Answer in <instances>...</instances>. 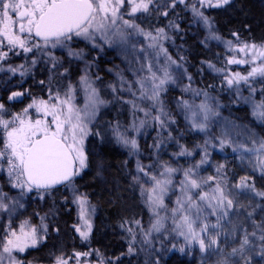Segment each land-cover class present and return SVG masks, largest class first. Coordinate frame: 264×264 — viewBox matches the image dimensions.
Returning a JSON list of instances; mask_svg holds the SVG:
<instances>
[{
    "label": "snow or ice",
    "instance_id": "1",
    "mask_svg": "<svg viewBox=\"0 0 264 264\" xmlns=\"http://www.w3.org/2000/svg\"><path fill=\"white\" fill-rule=\"evenodd\" d=\"M183 4L185 0H172L168 7H175L176 4ZM199 4V7L197 6ZM231 0H195L190 7L193 18L197 23H202L210 33L211 39H221L213 32L212 20L205 15L203 8H224L230 5ZM153 0H0V61H5L9 53L19 56L23 54L27 60L28 55H32L31 64L35 66L42 58L46 64H50V73L56 74L62 61L52 54L50 49H66L67 55L71 59H83L84 50L74 49L72 45L80 40L90 44L92 49L102 48L99 41L113 45L117 41L120 44H127L132 33L143 36L148 41L147 47L159 49L157 57L161 53L165 56V61L157 69L151 63L147 66V75L135 81L139 85L140 100H148L151 107L157 112L152 119L163 130L166 123L167 113L164 111V103L161 93L165 90V85L175 83V78L170 71V67L176 61L168 56L167 50L161 45V41L167 38L163 28H157L156 34L145 31L136 24L135 18L140 13H149ZM125 15L129 17L125 19ZM164 16L168 12L163 13ZM170 26L176 27L171 21ZM236 38L225 41L227 50L231 55L227 58L228 65H250L247 75L240 72L225 73V82L229 88L237 87L241 83L250 87L251 95L245 98L251 103L252 116L264 125V87L260 90V99L254 100L256 89L252 87V81L260 78L264 82V43L257 44L241 41L239 33L233 32ZM6 49V50H5ZM91 65H87L90 67ZM179 67V66H178ZM215 69L214 65L209 64ZM19 69H24V65L17 67L9 66L7 71L15 73ZM79 77V87L85 95L84 106L77 107L74 103L77 86L69 83L63 95L57 90L53 93L49 87L48 99L34 98L27 107L20 112L8 114L5 104L0 103V171H6L8 183L12 188L20 189L21 195L35 191L40 200H44L47 195H51L57 186L67 189L72 197V203L78 206V218L80 223L72 227L82 241H88L92 233L93 225L89 219V199L87 193H82L75 185V178L88 167V155L85 141L90 136H96L101 143L108 142V134L116 144L129 150V155H136L139 152V145L135 137H130L128 129L122 128L117 122L109 124L107 130L93 131L91 125L97 119L100 107L107 102L101 98L99 90L94 86L87 70ZM221 71L219 69H215ZM69 69L58 73L64 76ZM143 71V68L141 69ZM20 75H25L24 71ZM100 79L99 76L96 77ZM191 81V76L188 77ZM45 81L41 80L43 86ZM112 91H117L114 85H110ZM129 85V91H131ZM190 88H185V91ZM198 96V90H192ZM25 93L13 91L8 96L12 101ZM136 97V93H132ZM205 99L199 104H190L186 100H178V106H183L185 117L189 121L193 130L206 132L210 119L218 115L214 112L212 104L209 102L208 94L204 93ZM132 105L133 109L148 112L144 108H138L136 100L124 101ZM35 110L36 117L33 118L31 110ZM5 116H8L6 119ZM174 123L175 121H167ZM141 120L139 126L132 125L134 131L144 125ZM225 132L220 138V145L231 144ZM249 139L253 147L249 148L243 144L233 147V151L243 149L246 153H255L256 161L253 165L264 177V137L257 140L255 134L250 133ZM208 141H205L207 145ZM157 143L155 147H159ZM180 151L174 156H191L192 152L185 146L180 145ZM207 149L205 147L201 160L194 166L183 169V178L180 180L179 193L175 200V206L170 210L165 204V196L173 186V176L180 171L172 167L168 161L160 163L161 171L159 176L150 174L154 165H143L140 160L136 161V175L132 176V184L139 187L140 197L144 200L148 211L154 217L147 230L142 226L140 220H125L120 227L123 229L126 224H135L140 228L145 241H148L153 232L161 233L165 230V222L171 219L172 232L177 237H182L184 245L179 248L181 253L186 248L190 250L194 244L199 245L201 252L212 245L218 246L219 229L222 227L220 221L229 216V210L237 205L233 198H230L226 191V184L221 181L219 174L223 165L217 167V177H199L196 169L201 164L207 162ZM243 159V156H241ZM6 163V167H5ZM127 163V162H125ZM251 163V161H250ZM147 179L142 182L140 174ZM216 180L215 188L204 191L205 186L210 187V182ZM248 177H242L236 185L237 188L248 189L256 196L264 198V191H258L254 184L247 183ZM150 184V187H146ZM146 197V199H145ZM65 197V203L67 202ZM8 200V203H5ZM11 205V206H10ZM23 207L16 198L9 199L7 193L0 192V212L8 213L9 221L0 228V264H32L20 258L30 249H37L46 243L49 236V224L47 214L40 216L39 223H34L30 218L21 219L18 224L12 220L15 206ZM239 207H244L239 205ZM205 208L210 209L209 215L216 217L215 224H209L204 215ZM161 210L169 215H161ZM39 216V213H36ZM252 212L248 213L251 218ZM237 225H232L230 235H234ZM212 230L215 235H210ZM58 232L59 229L57 228ZM126 231L132 236L129 242L128 254L134 252L133 244L136 234L132 227ZM255 235V232L251 233ZM207 238V239H206ZM260 240L262 242L259 255L264 258V229H262ZM250 244L249 234L245 230L240 238L239 247H233L231 252L225 256L223 250L215 264H231L230 256L239 254L243 258V264H251V261L244 257L246 246ZM176 246L173 245V248ZM99 255V250H95ZM91 255V252H75L74 258L80 264V258ZM73 257L66 254L52 253L51 264H70ZM98 264H105L103 259ZM109 264L113 262L109 261ZM159 264V262H157Z\"/></svg>",
    "mask_w": 264,
    "mask_h": 264
},
{
    "label": "rangeland",
    "instance_id": "2",
    "mask_svg": "<svg viewBox=\"0 0 264 264\" xmlns=\"http://www.w3.org/2000/svg\"><path fill=\"white\" fill-rule=\"evenodd\" d=\"M195 2V0H185V3L189 5V7H185L183 4L177 3L176 6L168 7V5L172 4V0H153V4L150 8L149 13H140L135 18V23L141 26V22L145 20L148 16H155V17H161L163 18V26L161 27H153V28H143L147 32H151L153 35L156 34L157 28H163L165 30V33L167 35V38L162 40L160 43L163 46L164 49L167 50L168 56H171L173 60L176 61V64L171 65L170 71L172 72L175 83H169L165 85V90L161 93V99L164 103V111L166 113V90L167 88H174V89H180L181 83L183 80L187 79V72L189 69V65H186V62L189 61L186 60L187 58H190L192 56L191 53V47H189V40H191V45L197 44L198 48L201 50L200 53L203 51L205 58L207 59H213L216 60L220 57V53H223L225 58L224 65L225 69L222 71H219L220 74L225 73H235L240 72L242 75H247V72L250 71V65H228L227 64V58L231 53L228 52L225 41L222 39L216 40L210 38L209 30L202 24L197 23L196 20L193 18L192 11L190 5ZM197 6L199 7V4L197 3ZM218 8H203L202 11H204L205 15L210 17V13ZM173 10L176 12L179 11L178 15L181 17L180 19H177V22L173 20V16L169 17L164 16L163 13L165 11L169 13H172ZM174 13V12H173ZM125 15V19H128ZM211 19V17H210ZM212 20V19H211ZM172 22L174 25L182 24L183 32H187L188 34L186 36H183L176 31V27L170 26L169 22ZM212 28L213 32L220 37V34L218 33L214 22L212 21ZM192 36L191 39H188ZM221 38V37H220ZM99 43L102 45V48H96L92 49L90 44H87L80 40L72 45L74 49H83L84 50V58L77 60V59H71L67 55L66 49H50L53 55L58 57L62 61V66H60L57 70L56 74L51 73L49 75V81L46 80L45 83V91L41 95H30L29 97H25V95L16 98L15 100L9 101L8 96L11 94V92L15 91L13 89V86L9 84L8 88H5L1 94L3 95V104H5L6 108L8 109V114L17 113L20 112L23 108L27 107L31 101L36 99H48L49 94V87H51L53 93H55L57 90L60 91L61 95H63L64 91L67 88V85L69 83H72L73 85L77 86L76 94H75V100L74 103L77 105V107H83L85 103V95L83 90L79 87V77L84 74V71L86 69L87 65H91L90 67H87V72L91 78V80L94 82V86L99 90L101 98L104 99L107 103L105 105H102L100 107V111L98 113L97 119L93 121V124L91 125L93 131L97 130H107L109 127V124H116L117 122L122 126V128L128 129V134L130 137H135L137 140V143L139 145V152L136 155H129V150L116 144L114 140H111L110 133L108 134V142H105L107 144H110L112 147H114L118 152L123 153V157L125 158L124 162H127L125 164H131L134 166V163L136 160H140L141 164L147 166V165H154V167L151 169L150 174H155L159 176V172L161 171V168L159 167L160 163L163 161H168L169 164L174 167L180 169L174 176H173V186L169 193L165 196V204L168 206V209L170 210L172 207L175 206V200L177 196L180 195L178 189L180 186V180L183 178V169L188 168L190 166L196 165L202 158L204 154V149L206 147L207 149V162L204 164H201L198 169H196L197 175L199 177H208L213 176L217 177V167L220 165H223V169H221V172L219 174V178L222 182L226 184V191L228 192L230 198H233L235 201V191L239 190L240 188L236 187L235 183H239L241 181L242 177H248L247 183L248 184H255L254 177H261L260 182L258 180L257 182V190L264 191V177L261 176L260 172L258 170H255L253 168V165L256 161V155L255 153H246L241 149L240 151H233V147L239 144H243L246 147H253L251 144V141L249 139V134H255L257 140H259L261 137H264V125H262L260 122V129L256 130L255 128H249V129H240L238 132H235L237 139L231 140V146H229V151L224 152L222 155L219 153V148L217 146H214L213 142V136H210L209 134L202 135L204 139H202L201 143L198 145V138L195 140V143L198 146H185L189 151L192 152L191 156H174V153H178L180 151L179 146H175L174 141H168L169 135L166 136L167 131V119L165 117L166 123L164 125V129L162 130L158 124L155 123V121L152 119L153 116L157 115V112L154 111L151 107V103L144 99L140 100L138 99L140 93H139V85L135 83L137 79L140 77L147 75V66L149 63H151L154 67V69H157L160 65H162L165 61V56L163 53L157 57V52H159V49H150L147 47L148 41L144 40L143 36L137 35L136 33H132V35L129 37V41L127 44H120L118 41L114 43L113 45L109 46L106 43H103L102 41H99ZM6 50V49H5ZM22 56V57H21ZM223 56V57H224ZM11 59H15L14 61H11ZM33 57L32 55H28L27 60L25 59V56L23 54L17 56L14 53H9V57L5 61H0V64H5L1 67H7V68H1V73H6L9 76H21L20 72L22 70H28L29 74L31 76H41L37 75L40 74L41 68L45 67L49 69L51 67L50 64H46L44 62V59L42 58L35 66L31 64ZM191 60V58H190ZM211 63V62H210ZM24 65V69H19L17 72L12 73L7 71L9 66L17 67L18 65ZM179 66V67H178ZM69 69L68 73L64 76H60L58 73L63 72L64 69ZM143 68V71L141 69ZM209 78H213L218 74L217 70L209 69L207 71ZM35 74V75H34ZM45 76L48 75L47 73L44 74ZM99 76L100 79L97 80L96 77ZM52 77V78H51ZM217 77V76H216ZM257 79V78H256ZM224 84L227 85L224 79ZM15 85V84H13ZM110 85H114L117 89V91L114 93L112 91V88L109 87ZM129 85H131V91H129ZM228 86V85H227ZM229 87V86H228ZM41 90V89H40ZM136 93V97H133L132 93ZM136 100V103L138 105V108H144L148 115H145V111H140L138 109H133L132 105L129 103H125L124 101L129 100ZM205 99V96H202L199 100V102L196 105H199L203 100ZM185 100V99H184ZM243 103H246L249 105L250 110H252V106L249 102L245 101V98L241 99ZM209 101H211V97H209ZM0 102V103H2ZM212 104V103H211ZM213 110L214 112L218 113L214 104ZM180 115L183 117V121H180V126H184L186 131H189L188 136L194 137V133L197 134V132L201 133V131L193 130L191 128V125L189 121L185 117V110L184 108H181ZM31 114L33 118L36 117L35 110H31ZM110 118H109V117ZM7 119L8 116H5ZM213 118L210 119V121ZM145 121L144 125L139 128V131H134L132 129V125L135 123L137 126H139L140 121ZM208 123V127L211 126V124H214L213 121ZM225 121V120H224ZM223 121V122H224ZM182 123V124H181ZM169 134V133H168ZM196 137V136H195ZM90 137L87 138L85 141V147L87 151V155L89 152V156L91 158V164L92 166H89L85 168L77 178H80L82 173L84 171H89L90 169L95 172V170L100 169L101 165L103 166V169L101 172L106 171V167H104L101 155L99 153L98 147L96 146H90L87 147L88 142L90 143ZM98 137H94V140ZM208 141L207 145H205V141ZM167 141V142H166ZM159 144L160 146L157 148L155 147L156 144ZM170 144V145H168ZM0 146H2V141H0ZM226 148L228 146H225ZM218 152V155L215 153ZM166 154H168V157H166ZM241 156H243V159H241ZM251 161V163H250ZM136 165V163H135ZM6 167V163H5ZM203 169L205 172L204 174H201L200 169ZM97 171V172H98ZM136 175V172L131 174V179H129L130 186L133 189V193L136 195L137 201L141 206L142 211L145 212V222L142 224L143 228L145 230L148 229L151 220L154 219V217L151 215V213L148 211L147 206L144 203V200L140 197L139 193V187L132 184V176ZM142 182L146 180V177H143V174L141 173ZM0 185L3 187V190H0V192L7 193V196H14L18 197L20 199H28V197L32 201H39L42 200L39 199L37 193L35 191L31 193H26L25 195H21L20 189L18 188H12L11 185L8 183L7 173L6 171H0ZM86 190L79 189L82 193L88 194L89 199V219L91 220V223L93 225V217L95 213L97 212L98 204L107 200V188L106 184H104L103 180L99 181V184H97V188L99 190H96V187L93 188L91 184ZM146 187H150V184H146ZM216 186V180L210 182V187L205 186L203 188L204 191H210L211 188H215ZM64 188V187H63ZM106 192V193H105ZM110 192V190H109ZM244 196L243 198L250 197L249 191L247 192L246 189L243 191ZM105 194V196H104ZM51 195H47L45 199L42 201L43 203L50 198ZM146 199V197H145ZM71 203H72V197H71ZM240 205V203H238ZM237 204V207H238ZM45 205V204H44ZM44 205H41L40 207L43 209H40L41 216H44L45 214L48 215V209L44 208ZM73 210H74V224L80 223L78 218V206L76 204H73ZM239 209V208H238ZM247 212L250 211V209L247 207ZM237 209H235V212ZM210 209L205 208L204 215L207 217V222L209 224H215L216 217L209 215ZM169 215L170 211L168 213H165L163 210H161V215ZM236 214V213H235ZM235 214L232 212V209L229 210V216L223 220L220 221L221 224L226 226V224L230 220H235ZM239 214H236L237 217ZM27 218L26 214H17L13 216L12 220L18 224V222L21 219ZM9 221V218H6V215L4 212H0V228H3L5 224H7ZM47 221V220H46ZM73 224V225H74ZM252 225L251 223L249 224ZM247 224V226H249ZM172 222L171 219H168L165 222V230H163L161 233H155L153 232L152 235L149 237L148 241H145L144 235L141 233L140 228L137 225H134L132 228L136 234V240L133 244L134 252L136 251L139 253V256L141 258V264H166L165 260L166 258L173 257V256H179V255H187L188 253L199 251V253H203V256H211L213 257L212 263L215 264L216 260L219 259L220 255L218 254L219 251H216V245H212L208 249H206L205 252H201L199 249L198 244H194L190 250L186 248L185 252L181 253L179 251V248L184 245V240L182 237H177L175 233H173L172 230ZM125 235L127 236V245L129 248V242L132 240V236L129 235V233L125 229ZM214 235L215 230H212L210 232V235ZM78 235V234H77ZM79 236V235H78ZM91 237V235H90ZM80 238V237H79ZM207 239V238H206ZM90 240V238H89ZM88 241H82L83 243L88 244ZM173 245L176 247L173 248ZM96 249H91L87 251L82 252H91V255L81 257L80 258V264H98V261L100 259H103L105 261V264H109V261L106 257L103 255H97ZM132 253V254H133ZM206 254V255H204ZM131 255V254H130ZM21 257V256H20ZM67 257H73L70 264H77V260L74 258L73 255L67 256ZM36 264V263H32ZM51 264V263H49Z\"/></svg>",
    "mask_w": 264,
    "mask_h": 264
},
{
    "label": "trees",
    "instance_id": "3",
    "mask_svg": "<svg viewBox=\"0 0 264 264\" xmlns=\"http://www.w3.org/2000/svg\"><path fill=\"white\" fill-rule=\"evenodd\" d=\"M173 12L167 16L168 18L173 16L174 18L172 19L177 22V19L181 18L178 15L179 11L173 10ZM210 14L223 41L232 40L235 42L236 38L232 33L238 32L241 41L255 42L257 44L264 43V0H231L230 5L215 9ZM140 24L143 28L161 27L163 26V18L148 16ZM183 27L182 24H178L176 31L186 36L188 33L182 31ZM191 37L190 35L188 39H191ZM189 44V47L192 49V56L190 57L191 60L190 58L186 59H189L185 65H189V67L187 66L189 68L187 69V79L182 81L180 89L167 88L166 90V119L167 121H175L174 123L168 122L167 124L166 136L169 135V139L167 140L174 141L175 146H198L202 139H204L202 135L209 134L213 136L214 146L219 148V154L222 155L224 152L229 151V146H231L229 144L225 145L228 146L227 148L225 146L221 148L220 138L225 132L228 133L226 138L231 141L237 139L235 132H238L240 129L255 128L259 130L261 128L257 120L252 116V110H250L249 105L243 103L241 100L242 98L250 97V87L247 84L241 83L238 90L237 87L229 88L223 82L225 79L224 74H220L219 71L216 75L217 77L209 78L207 71L213 69L209 67V64L214 65L215 69L221 71L225 69L224 54L220 53V57L216 60L207 59L203 57V51L200 53L201 50L197 44L191 45V40H189ZM14 60L11 59V61ZM0 65L4 66L5 64L1 63ZM1 66L0 70H2L1 68H7ZM24 72L25 75L16 77L7 75V72L1 73L0 71V102L4 101L1 92L5 91L4 89L8 88L9 84L13 86L11 91L15 89V91L25 93V97L37 94L41 95L45 91L44 85L46 80L49 81V75L51 74L47 68L42 67L40 74H37L41 76L38 77L31 76L28 70ZM46 73L48 75L45 76L44 74ZM189 76L192 78L191 81L188 79ZM41 80L45 81L43 86L40 84ZM251 83L252 87L256 89L253 99L258 101L260 99V90L264 87V82L260 78H257ZM185 88H190V90L185 91ZM192 90H198L200 95H194ZM205 92L208 94V97H211L212 102H209L212 105L214 104L218 115L212 117L211 121L214 124H211L206 132L194 133V137L192 138L188 136L189 131H186L183 125L180 126V121H183V117L179 112H182L180 110L183 106H178L177 101L185 99L190 104L196 105ZM94 137L91 136L89 141L102 145L98 147V150L106 171L100 172L99 169V171L95 170L94 172L90 169L83 173L80 178L75 179V185L78 189L86 190L90 186L89 184H91V188L95 186V191H97L99 190L97 184H99L100 180H103L107 188L105 191L108 193L106 195L107 200L98 204L97 212L93 217V228L88 244L81 241L72 227L74 224V208L71 203V195L66 188L54 189L51 197L44 203L38 200L32 201L29 197L22 200L18 197L8 196L9 199L16 198L19 204L23 205V207H19V205L15 206L12 218L17 214H26L27 218H30L34 223H39L42 214L40 209H43V207L39 206L40 203L41 205L45 204L44 208L48 209V219L46 221L50 226L48 239L46 243L37 249H30L26 254L21 255L20 258L26 262L49 264L51 263L52 253L60 254L62 252L66 256H70L75 252L96 249L99 250L100 255L106 257L113 264H141V258L137 251L131 255L128 254L127 236L124 232L125 229L133 227L135 224H126L123 229L120 227L121 223L125 220H140L142 224L145 222L146 214L142 211L129 182L131 174L136 172L135 163L137 160L134 166L125 164L123 153L118 152L110 144L101 143L99 138L94 140ZM197 138L198 145L195 143ZM215 154L218 155V152ZM166 157H168V154H166ZM200 171L201 174L205 173L202 168ZM260 178L254 177L255 188L257 187L258 180L260 182ZM235 184L237 185L238 182ZM0 190H3L1 185ZM243 191L245 189L240 188L235 191L234 196L235 204L240 203L244 207H239L238 204V207H234L232 212L239 214V217L235 214L234 221L233 219L231 221L229 218L226 226L221 224L222 227L219 229L220 235L217 238L218 246L216 245V247L222 249L223 254L227 256L233 247H239L240 238L246 230L249 234L250 244L246 246L244 257H247L251 261V264H264V258L259 255L262 244L260 236L262 229H264V198L256 196L254 192L246 189L251 195L249 198L242 199V196H244ZM65 197L68 198L66 203ZM5 203H8V200H5ZM247 207L250 209L248 212ZM235 209H237V212H235ZM249 212L253 213L251 218L248 217ZM36 213H39V216ZM5 215L6 218H9L8 213H5ZM250 223L252 224L251 226L249 225ZM233 224L237 225V229L234 235H230L229 233H231ZM57 228L59 229L58 232L56 231ZM253 232H255L254 236L251 235ZM216 251H218L217 248ZM218 254L221 255V252L219 251ZM228 259L231 261V264H243V258L239 254L230 256ZM212 261L213 257L203 256V253H199V251H194L187 255L169 257L165 260L166 264H214Z\"/></svg>",
    "mask_w": 264,
    "mask_h": 264
},
{
    "label": "flooded vegetation",
    "instance_id": "4",
    "mask_svg": "<svg viewBox=\"0 0 264 264\" xmlns=\"http://www.w3.org/2000/svg\"><path fill=\"white\" fill-rule=\"evenodd\" d=\"M90 146H96V147H99V146H102V145H99L98 143H93V142H88V144H87V147L89 148ZM104 146V145H103ZM90 154H89V152H88V167L89 166H92V164H91V158H90V156H89ZM102 169H103V166L101 165V167H100V172L102 171ZM85 172H87V171H84V173ZM83 174V173H82ZM75 179H77V177L75 178ZM59 188H63L62 186L61 187H59Z\"/></svg>",
    "mask_w": 264,
    "mask_h": 264
},
{
    "label": "water",
    "instance_id": "5",
    "mask_svg": "<svg viewBox=\"0 0 264 264\" xmlns=\"http://www.w3.org/2000/svg\"><path fill=\"white\" fill-rule=\"evenodd\" d=\"M59 187H61V186H57L56 188H59Z\"/></svg>",
    "mask_w": 264,
    "mask_h": 264
}]
</instances>
